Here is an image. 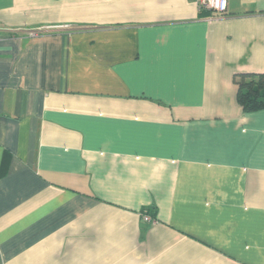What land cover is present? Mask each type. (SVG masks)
I'll return each instance as SVG.
<instances>
[{"label":"crops","instance_id":"0c3cea01","mask_svg":"<svg viewBox=\"0 0 264 264\" xmlns=\"http://www.w3.org/2000/svg\"><path fill=\"white\" fill-rule=\"evenodd\" d=\"M210 16L0 0V264H264V0Z\"/></svg>","mask_w":264,"mask_h":264},{"label":"trees","instance_id":"16d2710c","mask_svg":"<svg viewBox=\"0 0 264 264\" xmlns=\"http://www.w3.org/2000/svg\"><path fill=\"white\" fill-rule=\"evenodd\" d=\"M234 82L238 87V104L245 113L264 109V73H239Z\"/></svg>","mask_w":264,"mask_h":264},{"label":"built area","instance_id":"2783aa9c","mask_svg":"<svg viewBox=\"0 0 264 264\" xmlns=\"http://www.w3.org/2000/svg\"><path fill=\"white\" fill-rule=\"evenodd\" d=\"M229 1L230 0H196L200 11L208 12L211 14V16H223L227 14L229 9ZM144 219L148 222L152 221L148 216H145Z\"/></svg>","mask_w":264,"mask_h":264}]
</instances>
